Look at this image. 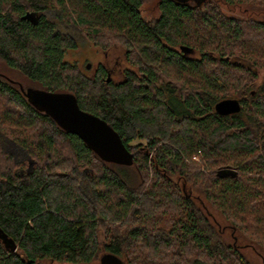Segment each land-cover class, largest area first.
Masks as SVG:
<instances>
[{
	"label": "trees",
	"instance_id": "1",
	"mask_svg": "<svg viewBox=\"0 0 264 264\" xmlns=\"http://www.w3.org/2000/svg\"><path fill=\"white\" fill-rule=\"evenodd\" d=\"M143 2L0 0V61L29 82L0 72V264H96L105 252L124 264H256L204 206L264 249V16L221 7L264 0H160L152 20ZM70 28L102 52L120 46L132 68L120 82L101 63L90 76L66 58L79 46ZM27 88L72 93L132 167L65 132ZM226 98L240 111L218 114Z\"/></svg>",
	"mask_w": 264,
	"mask_h": 264
},
{
	"label": "water",
	"instance_id": "2",
	"mask_svg": "<svg viewBox=\"0 0 264 264\" xmlns=\"http://www.w3.org/2000/svg\"><path fill=\"white\" fill-rule=\"evenodd\" d=\"M175 1L179 4L188 2V0ZM31 16L26 14L23 18L32 19ZM86 66L87 69L91 68L89 63ZM106 79L111 80L109 73ZM24 94L35 107L48 113L65 132L77 136L104 160L120 165H132L134 157L116 131L103 119L80 108L72 93H52L43 89L27 88ZM240 108L241 102L234 98L222 99L215 104V111L224 116L237 113ZM99 264H124V262L117 254L105 252L100 255Z\"/></svg>",
	"mask_w": 264,
	"mask_h": 264
},
{
	"label": "rangeland",
	"instance_id": "3",
	"mask_svg": "<svg viewBox=\"0 0 264 264\" xmlns=\"http://www.w3.org/2000/svg\"><path fill=\"white\" fill-rule=\"evenodd\" d=\"M197 1L198 0H188V2L190 3H195ZM159 2L160 0H144L143 5L141 7L142 15L149 20L156 19L159 14ZM221 7H223V9L226 10L228 13L235 16L237 15L245 19H262L264 16V9L259 10L257 8H251V6L236 5L233 7H229L225 4H222ZM47 14L52 17L51 12ZM69 31L77 36V39L79 40V46L77 49L68 50L66 58L72 63H74L77 67H80L84 72L87 71L90 76H92L93 74V69H91V72L89 70H86V64L88 63L90 64L91 68H95L98 63H101L102 65L107 67L109 70L110 78L114 79L115 82H120V80L123 79V72L126 69L132 68V66L127 63L124 55L125 51L120 46H112L111 48H108L107 51L102 52L98 50L92 42L87 40L86 37H84L80 31L78 33L75 28H70ZM234 63L238 64L244 62L241 60H236ZM256 71L259 73V80H261L264 77V70L256 69ZM0 72H3L7 76L20 81L26 86H28L29 84V82H27L26 78H24L22 74L13 69L8 68L1 61ZM135 142L133 144H135ZM124 166L130 168L132 167V165ZM133 172L135 173V179L138 176L135 170H133ZM204 207H206L208 213L211 215V220L216 223V227L224 233L225 237L230 242H233L234 238V240L236 241L235 243L240 247L241 252L244 254L245 257L249 258L256 264H264V249L260 245H257L254 241L247 237V235H244L237 231H230L229 223L223 219L220 213H217L208 205H205ZM236 236L237 239H235ZM96 264H99V259Z\"/></svg>",
	"mask_w": 264,
	"mask_h": 264
},
{
	"label": "flooded vegetation",
	"instance_id": "4",
	"mask_svg": "<svg viewBox=\"0 0 264 264\" xmlns=\"http://www.w3.org/2000/svg\"><path fill=\"white\" fill-rule=\"evenodd\" d=\"M91 69H93V70H92V73H93V72L97 69V66H96L95 68L92 67V68H89V69H87V66H86V70H89V71L91 72ZM107 69H108V68H107ZM108 71H109V70H108ZM108 73H109V72H108ZM108 73H107V74H108ZM107 74H106V75H107Z\"/></svg>",
	"mask_w": 264,
	"mask_h": 264
}]
</instances>
